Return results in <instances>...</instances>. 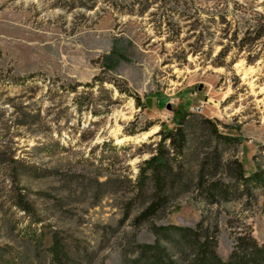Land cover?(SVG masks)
<instances>
[{
	"label": "rangeland",
	"instance_id": "obj_1",
	"mask_svg": "<svg viewBox=\"0 0 264 264\" xmlns=\"http://www.w3.org/2000/svg\"><path fill=\"white\" fill-rule=\"evenodd\" d=\"M147 1L138 13L145 0H0V264H50L51 232L69 264H122L132 239L151 242L137 205L122 218L129 193L95 180L132 176L183 109L238 137L224 157L264 171V0ZM201 214L225 257L241 223L264 239V188L212 205L187 192L149 220L192 226Z\"/></svg>",
	"mask_w": 264,
	"mask_h": 264
},
{
	"label": "trees",
	"instance_id": "obj_2",
	"mask_svg": "<svg viewBox=\"0 0 264 264\" xmlns=\"http://www.w3.org/2000/svg\"><path fill=\"white\" fill-rule=\"evenodd\" d=\"M64 1L68 9L86 8V0ZM105 1L119 10L116 0ZM149 3L145 0L140 4L138 13H142ZM180 15L184 16L182 13ZM224 21L221 16L218 22ZM259 36L261 34H255L252 41ZM243 38L244 35L239 38L240 42ZM221 54L225 52L219 49L213 58ZM253 60L246 58V62ZM78 85L86 87L87 84L77 83L66 89L76 91ZM132 99L135 106H143L138 96H132ZM78 103L83 105L81 103L86 102L79 100ZM172 122V127H164L162 122L159 124L154 131L158 136L155 145L146 157L136 163L132 176L122 179L106 176L101 181L95 180L97 185L107 187L106 192L113 191V187H121L129 193L121 208L122 218L128 216L132 205H137L134 219L146 220L153 235L151 242H135L132 239V246L123 249L122 264H264V239H256L244 223L232 234L227 255L220 257L215 250L217 222H210L204 214L192 226L149 220L151 216L163 214L169 202L187 192L200 202L212 205L220 199H227L234 191L240 194L249 192L251 188H264V171L258 164L253 171L245 173L241 160L234 154L223 156V147H234L239 140L235 135L218 130V120L183 109ZM222 126L226 127L224 124ZM134 132L130 130L127 133ZM16 207L27 211L26 203L19 196ZM48 241L49 263L69 264L64 244L59 242L54 232L49 234Z\"/></svg>",
	"mask_w": 264,
	"mask_h": 264
},
{
	"label": "bare ground",
	"instance_id": "obj_3",
	"mask_svg": "<svg viewBox=\"0 0 264 264\" xmlns=\"http://www.w3.org/2000/svg\"><path fill=\"white\" fill-rule=\"evenodd\" d=\"M243 74H244L243 76H245V75H246V71H244ZM146 134H147V131L141 133V134H140V137H138V138H144V137L146 136Z\"/></svg>",
	"mask_w": 264,
	"mask_h": 264
},
{
	"label": "water",
	"instance_id": "obj_4",
	"mask_svg": "<svg viewBox=\"0 0 264 264\" xmlns=\"http://www.w3.org/2000/svg\"><path fill=\"white\" fill-rule=\"evenodd\" d=\"M166 107H169V105H168V104H166Z\"/></svg>",
	"mask_w": 264,
	"mask_h": 264
}]
</instances>
